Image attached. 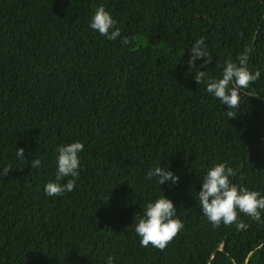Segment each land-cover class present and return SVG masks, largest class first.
<instances>
[{
    "label": "trees",
    "instance_id": "trees-1",
    "mask_svg": "<svg viewBox=\"0 0 264 264\" xmlns=\"http://www.w3.org/2000/svg\"><path fill=\"white\" fill-rule=\"evenodd\" d=\"M99 6L116 40L90 27ZM200 37L211 61L190 67ZM246 48L260 78L228 118L196 71L220 79ZM74 141L75 190L49 197L56 148ZM218 163L264 195V0H0V264H264V211L240 213L239 229L202 213ZM157 166L178 182L146 180ZM162 195L184 228L164 250L142 247L135 216Z\"/></svg>",
    "mask_w": 264,
    "mask_h": 264
},
{
    "label": "clouds",
    "instance_id": "clouds-1",
    "mask_svg": "<svg viewBox=\"0 0 264 264\" xmlns=\"http://www.w3.org/2000/svg\"><path fill=\"white\" fill-rule=\"evenodd\" d=\"M117 21L111 13L103 6L96 8L92 15L90 27L99 34L106 36L109 40H116L121 36V30L116 26ZM131 38L123 37L121 43L127 46ZM251 49L246 48L237 57L236 61L227 60L223 67V74L220 79L207 78L203 70L196 71L195 79L198 84L206 83V91L219 99L221 104H227L228 118L236 116V110L241 106V90L248 89L249 86L260 78V71L252 72L247 67V58ZM189 66L194 67L198 58H205V63L211 61V57L204 46V38L200 37L195 41L190 49ZM231 85V87H229ZM233 109L235 111H233ZM84 151V144L74 141L67 144L58 145L57 170L55 180L45 185L44 191L47 196H62L66 192L75 190L76 181L79 178L80 153ZM18 159H25L24 149H17ZM40 159L32 160L31 167L39 168ZM13 169L11 166L3 169L6 176ZM236 172L231 167H226L223 163H218L207 170L203 176V183L198 192V200L202 213L207 217L214 227H219L221 223L225 226L236 224L237 228H243V223H238L239 214L260 217L264 211V195L246 187L237 186L232 182V177ZM156 177V182L163 185L166 181L170 184L178 182L179 177L172 171L157 166L147 172L146 180ZM66 180L65 183L61 181ZM177 208L174 203L164 195L155 201L146 204L143 213H137L135 220V232L140 237L142 247L149 245L164 250L167 245L181 232L184 223L176 216ZM106 264H114L113 256H108Z\"/></svg>",
    "mask_w": 264,
    "mask_h": 264
},
{
    "label": "water",
    "instance_id": "water-1",
    "mask_svg": "<svg viewBox=\"0 0 264 264\" xmlns=\"http://www.w3.org/2000/svg\"><path fill=\"white\" fill-rule=\"evenodd\" d=\"M224 248V242H221L218 249H223ZM214 255V254H213Z\"/></svg>",
    "mask_w": 264,
    "mask_h": 264
}]
</instances>
